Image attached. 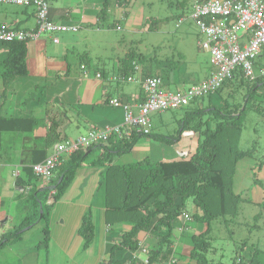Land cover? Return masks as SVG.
Listing matches in <instances>:
<instances>
[{
    "label": "crops",
    "instance_id": "0c3cea01",
    "mask_svg": "<svg viewBox=\"0 0 264 264\" xmlns=\"http://www.w3.org/2000/svg\"><path fill=\"white\" fill-rule=\"evenodd\" d=\"M101 2L102 0H48L47 15L57 24L76 26L78 30H81L83 26L96 28L98 31L100 27L97 12ZM115 6L122 7L121 14L125 17L126 0ZM21 13L15 12L7 16L6 13L1 12L0 17L3 19L0 18V25L26 30L35 28L34 11L30 14L26 11ZM86 21L90 23L85 24ZM91 21H96L97 24L95 22L96 25H93ZM198 33L200 35L199 29ZM91 35L83 37L86 41H82V38L80 39V36L74 33L58 34L59 43L56 44L53 43L50 35L45 34L35 41L28 42L26 44V74L14 77L11 81L5 80L2 76V65L9 56V51L0 43V97L2 99L0 127L16 124L25 127L22 130L6 129L0 132V253L3 255L2 264H12L13 261H15L14 264H100L103 254L110 246L119 242L123 232L127 229L122 223L107 225L104 219V202H99L94 206L97 211L92 219L94 240L88 248H83V241L77 231L83 215L88 210L91 212V203L72 202L63 193L58 200L55 198L54 203L48 205L46 198L49 190L55 185L56 171L50 182L38 179L29 173L32 164L40 158L42 161L55 151L56 144L61 141L76 139L90 128L102 129L106 126L121 125L123 111L109 105V99L115 98L135 105L145 98L142 88V82L145 79L144 71H142L144 69L135 65L138 67L137 72L140 71L136 81L122 80L120 76L125 75V72L121 64L110 66L98 54L95 55V59L89 58L92 54L86 42ZM82 45L88 50L85 49L84 56L80 57L74 54V51L76 46L82 47ZM255 62V72L258 73L264 66V55L258 57ZM151 65L152 70L159 72L162 89L173 92L177 89L187 90L191 85L208 78L213 71L212 66H209V69L200 67L193 71L183 66L177 71L181 64L172 63L168 67H159L151 62ZM97 74L101 77H97ZM128 74L130 75L131 72ZM202 100L200 102L196 100L193 103L197 108H202ZM21 118H32L38 123L34 128H29L30 122L20 120ZM161 121L162 126L167 129L173 123L169 117ZM183 139H185L184 132L180 135L179 142L173 144L144 136L137 140L129 152L132 153L138 147H142V149H147V159L150 161L153 159V161L166 162L178 160L182 159L180 157L190 155L198 145L197 141L195 146L192 143L182 150L175 151V147L181 144ZM115 141L111 139L110 143L104 144L111 150H104V147L95 149L101 152L98 160L89 161L93 153L91 152L80 168L92 169L98 161H101L99 163L101 164L102 161L107 160V163L102 164L105 169L113 164L114 159L115 164L120 165V161L117 160L121 159L124 154L116 153V148L112 147ZM45 206H52L48 210L50 240L47 247H42L39 243L43 239V227L35 238L31 235L32 229L37 227L34 226L36 223L39 225L41 222L44 225L41 217ZM39 212L41 215L37 219ZM67 220L70 226L66 225ZM27 222L30 226L19 229V226ZM183 227L187 228V224L183 223ZM176 229L179 232L180 228ZM17 230L20 233L19 239L1 245L3 234ZM185 234V232H179L181 237ZM139 239L144 246L154 242L149 234H141ZM190 245L185 239L180 249L178 243L176 248L175 244L172 246V255L179 264L188 259ZM8 254L14 259L9 258ZM131 255L132 252L123 254L124 264H132ZM167 260L163 261V264H166Z\"/></svg>",
    "mask_w": 264,
    "mask_h": 264
},
{
    "label": "trees",
    "instance_id": "16d2710c",
    "mask_svg": "<svg viewBox=\"0 0 264 264\" xmlns=\"http://www.w3.org/2000/svg\"><path fill=\"white\" fill-rule=\"evenodd\" d=\"M123 1L116 0L119 5ZM191 1L168 0V4L182 11L180 12L182 14L178 15V18H180L179 16H183L187 9L190 10ZM107 3L108 0H104L103 5L106 6ZM105 9L106 7L101 9V12H104ZM153 24L150 23L148 30H151ZM117 26L119 25L114 23L110 27L116 29ZM1 44L6 46L9 51V56L2 65L3 78L11 81L14 77L25 75L27 42L14 41ZM263 55L264 53L259 57ZM137 63L135 52L126 53L121 63L125 72V75L122 76L127 77L130 72V75L134 74ZM143 69L144 78L159 77V72L152 70V66ZM234 77L236 79L240 77L241 83L247 87V92L243 97L242 109H238L237 104L230 105L228 103L221 106L209 105L197 108L192 102L184 106L187 109L179 120L180 126L175 130L174 135H165L156 133V131L151 132L149 135L133 133L130 140H116L112 143V147L116 148V153L122 155L128 153L141 137H154L173 144L179 140L180 135L184 131L192 129V125L195 124L196 120H198V125H207L206 128L199 129L201 132L200 137H203V139L198 142L195 152L186 159L152 162L145 158L133 164H110L105 168L103 172L105 223L107 225L122 223L128 225L129 230L123 232L119 242L109 247L107 261L101 264H124L122 261L123 254L135 252L139 249L141 234H149L154 239L153 243L145 245L150 253V263L163 264V261L172 255V246L176 241L175 237H173V232L177 229L173 225V221L179 216L187 215L186 201L188 199L192 200L197 210L190 217V221L198 222L204 228L200 232L191 235V249L188 259L191 262L193 261L194 264H215L213 259L207 257V253L211 251L212 247V221H232L238 215L240 203L243 200L241 195L234 193L232 189L237 164L250 153L249 150L239 149L244 114L248 107L252 105L258 111L264 109L260 108V102H253L255 93L260 87H263L262 94L264 96V79L258 75L254 82H249L242 72H237ZM221 87L216 91H219ZM263 98H260V101ZM202 99L197 101L200 102ZM203 116L207 117L204 121ZM214 119L216 123L214 127H211L210 123ZM20 120L29 121V128H34L38 123L32 118H21ZM6 129L22 130L25 127L17 124L9 127H0V132ZM110 141L107 143H110ZM101 147H104V150H111V148L101 144L86 151H78L72 154L56 170L57 177L53 186L56 190V200L61 197L74 180L75 174L90 153ZM40 160L41 158L35 163ZM29 173L33 176L32 169L29 170ZM18 184H20L19 181ZM262 205L264 208V200ZM49 208V206H45L42 209L41 218L44 222L42 229L43 239L39 243V246L42 247H47L50 240L48 229ZM27 226H30L29 222L19 226V229L22 230L23 227ZM93 227L91 212L88 210L83 215L77 231L85 249L94 240ZM19 235V230L3 234L1 245L16 241L19 239ZM244 246H247L246 242L240 243L237 249L234 250L235 257L232 264L244 262L253 264L257 262L259 249L252 246L254 251H250L249 260H245V257L241 256L245 250Z\"/></svg>",
    "mask_w": 264,
    "mask_h": 264
},
{
    "label": "rangeland",
    "instance_id": "374dc122",
    "mask_svg": "<svg viewBox=\"0 0 264 264\" xmlns=\"http://www.w3.org/2000/svg\"><path fill=\"white\" fill-rule=\"evenodd\" d=\"M103 2L104 0L99 4L97 12L100 29L97 31L96 28H85L83 26L81 30L74 33L80 36L82 41H86L83 37L92 34L86 42V45L88 44L89 46L90 54H92V57H89L90 59H95V55L98 54L102 60L107 61L108 65L118 66L122 63L125 54L133 51L136 54L137 65L141 69L152 66L151 62L159 67H168L172 63L181 64L177 71L183 66L191 71L200 67L209 69V66H211V64L209 65L208 52L199 49L197 45L200 35L195 22L189 18L190 10L187 9L183 15L186 20L177 27L178 15L182 14L180 13L182 11L169 6L168 0H126L125 17H122L121 14L123 11L122 7L117 8L115 6L117 4L116 0H108L106 6L103 5ZM104 7L106 9L101 12ZM25 11L30 14L31 11H35V8L31 5L23 7L12 4H0V13H6L7 16L15 12L22 14L21 12ZM0 18L3 19L2 17ZM86 22L85 24L90 23L89 21ZM91 22L93 25L97 24L96 21ZM116 22L120 25V30L110 27ZM150 23L154 24L151 26V30H148ZM85 49L87 48L84 45L82 47L76 46L74 54L83 57ZM139 74L140 71H136L133 74L134 79L139 77ZM234 78L226 81L219 91L204 96L202 105L204 107L209 105L221 106L228 103L230 105L237 104L238 109H242L243 97L247 92V87L241 83L240 77ZM262 88L260 87L256 91L255 100L253 101L254 103L255 101L260 102V108H264ZM170 90H173V88H170ZM177 90L183 92L182 89ZM260 98H263V100L260 101ZM252 106H249L244 114L239 140V149L249 150L250 153L237 164L232 189L234 193L240 194L243 199L240 203L239 213L232 221H212V247L211 251L207 253V257L213 259L215 264H232L235 257L234 250L243 242H246L247 246H244L245 250L241 256L245 257V260H249L248 256L254 251L252 250V246H254L259 249V253L257 254V262L253 264H264V208L262 205L264 200V109L258 111ZM186 109L183 107L173 112H152L149 117L152 123V132L154 130L156 133L174 135L175 130L180 126L179 120L183 117ZM166 117L171 118L173 121L168 129L162 126L161 121V119H166ZM203 117V121L207 119L206 116ZM215 123L216 120L214 119L211 121L210 126L214 127ZM206 126L205 124L202 126L198 125V120H196L195 124L192 125V129L184 131L185 139L174 150H182L186 145L192 143L195 146L197 141H202L203 137H200V130L206 128ZM196 148L193 149L190 155L195 152ZM146 151V148L138 147L136 151L124 153L121 159L116 160L120 161V165L133 164L147 158L148 152L146 153ZM92 152L89 161L98 160L101 152L98 150H93ZM179 154L176 155L179 156ZM188 156L185 155L180 158L186 159ZM100 162L98 161L92 169L80 168L76 177L63 194L72 202L91 203L92 219H94L97 211L94 206L99 202H104L105 184L103 172L105 169L102 164L107 163V160L99 164ZM113 164H115V159ZM196 212L197 210L192 200L188 199L186 201V214L191 217ZM40 215L39 212L37 219ZM183 223L182 216L177 217L173 221L175 228H183ZM185 223L187 228H183V231L179 230L180 233H186L184 237L179 236L177 230L173 232V237L176 239L175 248L178 243L180 249L185 239L188 244H191V235L204 229L198 222L187 221ZM66 225L70 226L69 220H67ZM34 226L37 227L32 229L31 237L33 238L41 232L43 223L40 222L39 225L36 223ZM125 226L127 228L126 231L129 230V226ZM9 254L8 257L14 259ZM2 257L3 255L0 253V264H2ZM107 258L108 251L103 254L100 264L105 263ZM11 263L14 264L15 261ZM182 264H194V262L187 259ZM241 264L250 263L244 262Z\"/></svg>",
    "mask_w": 264,
    "mask_h": 264
},
{
    "label": "built area",
    "instance_id": "2783aa9c",
    "mask_svg": "<svg viewBox=\"0 0 264 264\" xmlns=\"http://www.w3.org/2000/svg\"><path fill=\"white\" fill-rule=\"evenodd\" d=\"M0 4L17 6H33L36 26L33 29H18L0 25V43L31 42L41 35L48 34L53 43H59L57 37L62 33H75L76 26L61 25L48 17V0H0ZM199 29V49L208 52L209 63L213 71L200 83L191 85L183 92L166 91L162 89L160 77H147L142 82L145 98L142 102L130 105L112 98L109 105L123 111L121 125L90 128L74 140L65 139L56 144L55 151L42 161L32 164V173L38 179L50 182L55 171L72 154L86 151L91 147L106 144L111 139L130 140L133 133L149 135L152 123L149 119L152 112L175 111L187 106L193 101L214 93L226 81L234 78L237 72H242L249 82H254L259 75L264 79V66L255 72L256 59L264 53V0H192L190 16ZM186 20H178V24ZM117 30L121 28L116 27ZM138 67H135V71ZM97 77H101L97 74ZM126 82H135L133 75L120 76ZM2 99L0 97V109ZM56 190L51 188L46 198L48 205L54 203ZM184 223L190 221V216L183 215ZM185 228V227H183ZM180 230L183 231L184 229ZM140 254V256H139ZM131 261L134 264H151L149 250L140 243L139 249L132 252ZM175 256L170 255L166 264H177Z\"/></svg>",
    "mask_w": 264,
    "mask_h": 264
},
{
    "label": "clouds",
    "instance_id": "9594fccd",
    "mask_svg": "<svg viewBox=\"0 0 264 264\" xmlns=\"http://www.w3.org/2000/svg\"><path fill=\"white\" fill-rule=\"evenodd\" d=\"M203 98V97H202ZM194 102V101H193ZM191 104V103H190Z\"/></svg>",
    "mask_w": 264,
    "mask_h": 264
},
{
    "label": "bare ground",
    "instance_id": "6f19581e",
    "mask_svg": "<svg viewBox=\"0 0 264 264\" xmlns=\"http://www.w3.org/2000/svg\"><path fill=\"white\" fill-rule=\"evenodd\" d=\"M6 27V26H5Z\"/></svg>",
    "mask_w": 264,
    "mask_h": 264
}]
</instances>
